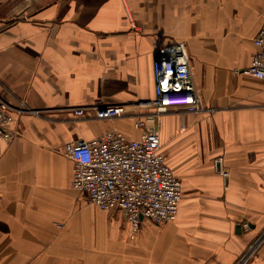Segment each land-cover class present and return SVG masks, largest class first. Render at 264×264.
Masks as SVG:
<instances>
[{
    "label": "crops",
    "instance_id": "1",
    "mask_svg": "<svg viewBox=\"0 0 264 264\" xmlns=\"http://www.w3.org/2000/svg\"><path fill=\"white\" fill-rule=\"evenodd\" d=\"M263 23L264 0H0V94L33 110L0 142V264H237L264 231V79L247 73ZM165 44L187 47L213 112L148 121ZM111 105L127 113L96 117ZM137 116L159 129L183 197L176 220L134 229L73 187L63 149L139 138ZM246 264H264V246Z\"/></svg>",
    "mask_w": 264,
    "mask_h": 264
},
{
    "label": "built area",
    "instance_id": "2",
    "mask_svg": "<svg viewBox=\"0 0 264 264\" xmlns=\"http://www.w3.org/2000/svg\"><path fill=\"white\" fill-rule=\"evenodd\" d=\"M254 42L257 50L247 73L264 79V23ZM153 73L155 97L143 102L154 109L155 115L148 117V121L175 110L214 111L203 104L184 44L158 48L154 52ZM94 110L100 119L121 118L127 113L122 105ZM32 111L24 101L12 105L0 94V142L11 141L17 134L11 128L17 116ZM83 112L81 109L78 114ZM148 121L141 116L136 118L135 127L144 130L139 138L111 130L90 140H72L63 149L74 161L73 187L103 210L122 211L134 229L140 228L143 219L157 224L176 220L183 197L182 181L163 153L161 133ZM221 173L229 175L226 170ZM243 225L247 230L250 228L249 223ZM253 249L252 245L237 264H246Z\"/></svg>",
    "mask_w": 264,
    "mask_h": 264
},
{
    "label": "rangeland",
    "instance_id": "3",
    "mask_svg": "<svg viewBox=\"0 0 264 264\" xmlns=\"http://www.w3.org/2000/svg\"><path fill=\"white\" fill-rule=\"evenodd\" d=\"M144 109H147L148 111H154V109L153 108H151L150 106H146ZM182 111V110H181ZM183 112H185V111H183ZM138 117V116H137ZM137 117H135V120H136V118ZM259 239L261 240V241H259ZM254 246V249H253V252H252V254L250 255L249 254V259H248V262L247 263H249L250 261H252L254 258H255V256L257 255V253L262 249V247L264 246V231H263V233L259 236V237H257L255 240H254V242L251 244V246ZM250 246V247H251ZM250 247H249V249H250ZM247 253V252H246Z\"/></svg>",
    "mask_w": 264,
    "mask_h": 264
}]
</instances>
